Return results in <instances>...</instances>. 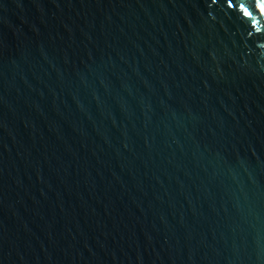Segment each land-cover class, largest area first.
Returning a JSON list of instances; mask_svg holds the SVG:
<instances>
[{
  "label": "water",
  "instance_id": "obj_1",
  "mask_svg": "<svg viewBox=\"0 0 264 264\" xmlns=\"http://www.w3.org/2000/svg\"><path fill=\"white\" fill-rule=\"evenodd\" d=\"M0 264H264V0H0Z\"/></svg>",
  "mask_w": 264,
  "mask_h": 264
}]
</instances>
